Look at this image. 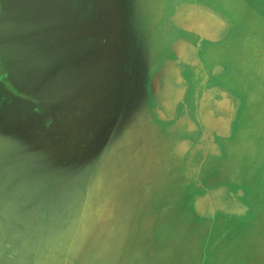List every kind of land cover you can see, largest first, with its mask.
Listing matches in <instances>:
<instances>
[{"label": "crops", "instance_id": "obj_1", "mask_svg": "<svg viewBox=\"0 0 264 264\" xmlns=\"http://www.w3.org/2000/svg\"><path fill=\"white\" fill-rule=\"evenodd\" d=\"M34 1L49 3L46 0H2L0 8L24 5L27 6L23 7L24 10H27ZM164 2L151 0L144 1L142 6L137 4L133 8L141 9V15L136 21L133 15H128L124 32L118 21L117 29L121 32L107 35V47L102 50L99 47L98 51L92 48L89 56L83 49L81 53V47L77 46L81 39L79 36L75 45L76 57L69 61L73 64L65 59L62 62L65 69L62 65H53L55 57L52 52L47 59L51 66L38 71V75L45 77L48 87L39 88L37 82L30 78L32 58L20 71L14 66L11 70H3L2 74L0 71V125L13 119L15 122L26 121L22 129L41 131L40 128L45 127L48 133L51 132L48 144L60 134L67 147L69 132L73 130L76 136L79 135L76 146L83 151L85 144L81 140L86 131L99 139L101 130L98 127L102 121L110 123L111 130H107L109 138L113 139V134L119 131L123 132L122 135L127 134L129 142L125 150L129 159L123 165H115L112 173L114 177L119 174L125 183L133 210H142L133 211L136 217L133 224L141 223V215L145 219L155 215L152 216L155 221H149V225L143 223V232L150 233V239L148 236L142 244V264H160V260H165L160 259V252L156 253V250L150 258L153 250L145 243L149 239V246H160L165 240L161 232L168 221L176 224L186 219L189 223L210 224L219 217L225 220L229 215L246 218L255 214L253 202L259 196L251 195L247 185L251 182L250 171L253 172L255 167L254 157L260 158L264 154L261 139L264 135L261 128L264 124V95L261 92L264 90V80L261 79L264 77V12L261 13L264 0H188L211 7L230 25L226 36H217V40L209 39L205 43L207 74H211V79L206 82L208 86H219L233 100L238 99L240 108L230 130L215 133L211 144L197 115H194L197 102L192 94L199 86L197 81L200 77L194 85L192 71H185L189 90L185 93V102H181L176 90L179 86L172 80L174 71L159 72L163 61L173 58L170 42L163 34L166 20L160 17ZM124 5L125 9H130L129 2ZM151 8L159 9V17L155 9L147 10ZM41 13L46 15L44 9ZM64 14L70 20V12ZM59 39L58 42H64L68 37ZM48 40L51 39L44 42L39 54L46 55L51 43ZM63 42L59 43L60 47L62 44L64 47ZM86 65L94 70L91 80L86 79ZM216 67L220 68L213 74ZM107 85L114 90L111 96L102 95V90L106 93ZM92 91L96 96L102 95L106 102L116 104L114 110L103 115L96 112V101L91 100V121L96 124L98 121V127L94 124L98 130L93 128V131L85 128V117H73L74 110H86ZM184 103L189 107L188 117L183 112ZM70 116L77 119L76 126ZM45 119L43 125L41 121ZM63 161L61 152V165ZM208 191L212 192L211 195ZM235 194L240 198L239 203ZM199 199L201 209L217 211L211 217L204 216L195 206ZM216 205L222 208H216ZM133 224L129 221L123 230L130 232ZM219 225L224 223L219 222ZM122 256L120 264H141L137 256L136 261L131 260V255L123 253Z\"/></svg>", "mask_w": 264, "mask_h": 264}, {"label": "rangeland", "instance_id": "obj_2", "mask_svg": "<svg viewBox=\"0 0 264 264\" xmlns=\"http://www.w3.org/2000/svg\"><path fill=\"white\" fill-rule=\"evenodd\" d=\"M46 1L49 3L34 1L27 10L24 5L0 8L1 74L13 66L20 71L32 58L29 76L39 88L49 86L38 71L51 66L47 59L52 52L53 65L63 66L64 59L70 63L76 57L77 46L87 56L92 48L97 51L99 47L106 48L107 35L121 32L117 22L126 31V17L133 15L136 21L141 15V9L133 7L151 0H128L130 9H125V0ZM43 9L45 16L41 13ZM153 9L159 17V9L147 10ZM261 9L263 14L264 3ZM63 12L67 15L70 12V20ZM133 27L136 30L137 25ZM57 34L60 36L56 37ZM66 35L68 39L58 42ZM49 38L51 43L46 55L39 54L38 50ZM62 42L64 47L63 44L60 47ZM86 70V79L91 80L94 70L87 65ZM113 92L107 85L102 95L111 96ZM261 92L264 95V90ZM95 94L92 91L86 110L78 108V115H75L77 109L73 111V117L86 118L85 128L92 131L98 127V121L97 124L91 121V100L96 101V112L103 115L116 107L115 103L110 104L102 95ZM69 119L76 126L77 119L73 120L72 116ZM6 122L0 125V264H120L123 253L131 255L132 261L138 257L142 264V244L148 236L150 239V233L143 232L144 224L155 221L152 217L155 215L146 219L141 215V223L133 224L136 221L133 211L142 210H133L125 183L119 174L114 177L112 173L115 165H123L129 159L125 150L129 142L127 134L119 131L113 134V139L109 138L110 123L102 121L98 127L99 139L86 131L81 140L85 144L83 151L76 146L79 135L73 130L69 132L67 147L60 134L48 144L51 132L45 127L31 131L27 127L22 129L26 121L8 119ZM41 122L45 125L46 119ZM261 128L264 129V124ZM261 139L264 144V135ZM254 162L247 187L251 195H258L260 199H254L255 214L246 218L229 215L225 220L219 217L210 224L189 223L186 219L176 224L168 221L161 232L165 240L160 246H149V239L145 243L153 250L150 258L156 250L160 252V259L165 258L160 264H264V154L254 157ZM235 197L239 203L240 198L236 194ZM197 202L195 206L204 216L211 217L217 211L201 209V200ZM129 221L133 224L130 232L124 231ZM219 222L224 225L220 226ZM134 241L136 245L126 244Z\"/></svg>", "mask_w": 264, "mask_h": 264}, {"label": "flooded vegetation", "instance_id": "obj_3", "mask_svg": "<svg viewBox=\"0 0 264 264\" xmlns=\"http://www.w3.org/2000/svg\"><path fill=\"white\" fill-rule=\"evenodd\" d=\"M160 14L166 20L163 34L170 42L173 58L165 59L159 72L168 69L174 71L172 80L179 86L176 90L181 102H185V93L189 90L185 71H192L194 85L200 77V83L197 81L199 86L194 88L192 94L197 102L194 115H197L198 122L205 130L206 139L211 144L215 133L230 130L236 122L240 108L238 99L233 100L219 86H208L206 82L211 79V74H207L205 43L209 39L217 40V36H226L230 25L211 7L196 5L188 0H166ZM219 68L216 67L213 74ZM183 112L188 117L189 107L185 103ZM209 193L211 195L212 192L208 191Z\"/></svg>", "mask_w": 264, "mask_h": 264}]
</instances>
